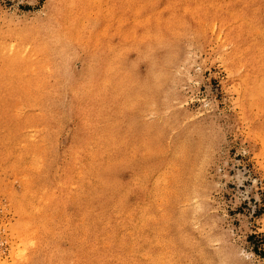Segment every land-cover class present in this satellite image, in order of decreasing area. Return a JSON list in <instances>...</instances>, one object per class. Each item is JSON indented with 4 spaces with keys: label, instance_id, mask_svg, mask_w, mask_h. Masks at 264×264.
I'll list each match as a JSON object with an SVG mask.
<instances>
[{
    "label": "rangeland",
    "instance_id": "rangeland-1",
    "mask_svg": "<svg viewBox=\"0 0 264 264\" xmlns=\"http://www.w3.org/2000/svg\"><path fill=\"white\" fill-rule=\"evenodd\" d=\"M0 264H264V0H0Z\"/></svg>",
    "mask_w": 264,
    "mask_h": 264
},
{
    "label": "trees",
    "instance_id": "trees-1",
    "mask_svg": "<svg viewBox=\"0 0 264 264\" xmlns=\"http://www.w3.org/2000/svg\"><path fill=\"white\" fill-rule=\"evenodd\" d=\"M255 252L258 253V249H256Z\"/></svg>",
    "mask_w": 264,
    "mask_h": 264
},
{
    "label": "bare ground",
    "instance_id": "bare-ground-1",
    "mask_svg": "<svg viewBox=\"0 0 264 264\" xmlns=\"http://www.w3.org/2000/svg\"><path fill=\"white\" fill-rule=\"evenodd\" d=\"M99 1H101V0H99ZM175 194V193H174ZM196 194V193H195ZM168 219V218H167ZM170 262V261H169Z\"/></svg>",
    "mask_w": 264,
    "mask_h": 264
}]
</instances>
